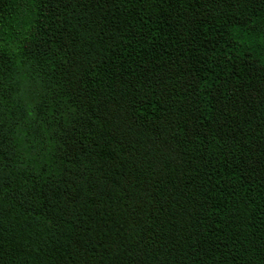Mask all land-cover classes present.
I'll use <instances>...</instances> for the list:
<instances>
[{"label":"trees","instance_id":"16d2710c","mask_svg":"<svg viewBox=\"0 0 264 264\" xmlns=\"http://www.w3.org/2000/svg\"><path fill=\"white\" fill-rule=\"evenodd\" d=\"M0 264H264V0H0Z\"/></svg>","mask_w":264,"mask_h":264}]
</instances>
